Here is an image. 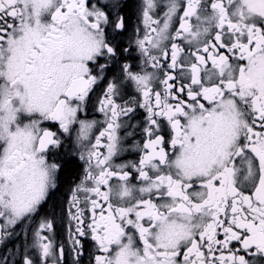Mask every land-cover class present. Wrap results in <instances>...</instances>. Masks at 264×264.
<instances>
[{
    "label": "snow or ice",
    "instance_id": "6c2138e0",
    "mask_svg": "<svg viewBox=\"0 0 264 264\" xmlns=\"http://www.w3.org/2000/svg\"><path fill=\"white\" fill-rule=\"evenodd\" d=\"M125 7L0 0V264H264V0Z\"/></svg>",
    "mask_w": 264,
    "mask_h": 264
},
{
    "label": "flooded vegetation",
    "instance_id": "af4514ba",
    "mask_svg": "<svg viewBox=\"0 0 264 264\" xmlns=\"http://www.w3.org/2000/svg\"><path fill=\"white\" fill-rule=\"evenodd\" d=\"M138 4V0H126V7L124 9V15L128 16L131 20H135V11H136V6ZM92 115H94L96 118L98 119H101L102 117L100 116L99 113H93ZM91 118V116H90ZM125 158L126 159H135L136 156L135 154H125ZM77 163H79V161H77ZM74 170V166L73 165H68L66 167V170L65 172L62 174V180H65V181H70L71 178H72V172ZM64 187H66V184L63 185L61 187V192L64 191ZM45 208L48 210V211H51V207L50 205H45ZM56 213H57V218H56V227H55V234H56V237L58 240H66V232H67V228H68V224H67V221L66 219L62 222L61 219H60V209L59 207H57L56 209ZM39 222V218H37L36 220V223ZM17 231H20V229L18 228ZM30 236H31V233L29 231L28 233V237H29V242H30ZM25 242V236L23 233H21V235L19 236V238H16L14 240V245L16 247H18L20 249V251L22 252L23 251V244ZM12 245H10L11 247ZM15 250V248H14ZM11 255V253H10Z\"/></svg>",
    "mask_w": 264,
    "mask_h": 264
}]
</instances>
